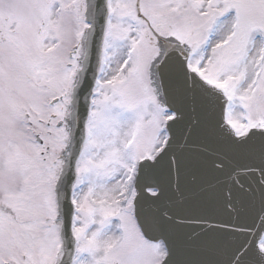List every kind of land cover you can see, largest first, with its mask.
I'll return each instance as SVG.
<instances>
[{"label":"snow or ice","instance_id":"snow-or-ice-1","mask_svg":"<svg viewBox=\"0 0 264 264\" xmlns=\"http://www.w3.org/2000/svg\"><path fill=\"white\" fill-rule=\"evenodd\" d=\"M0 264H264V0H0Z\"/></svg>","mask_w":264,"mask_h":264}]
</instances>
